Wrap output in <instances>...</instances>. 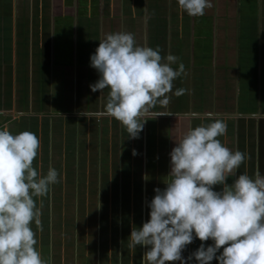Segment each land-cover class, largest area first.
<instances>
[{"label": "crops", "instance_id": "crops-1", "mask_svg": "<svg viewBox=\"0 0 264 264\" xmlns=\"http://www.w3.org/2000/svg\"><path fill=\"white\" fill-rule=\"evenodd\" d=\"M33 1L49 3L47 11L17 9ZM241 1L212 0L205 15L190 17L174 12L173 0H0V128L35 133L41 148L33 166L44 175L52 166L62 176L42 204L37 198L41 224L32 225L51 264H141L147 249L130 248L128 239L132 227L149 219L151 188L160 177L153 158L165 161L174 139L207 123L209 113L227 124L222 143L247 154L237 175L264 174V0H244V9ZM11 3L14 11L5 6ZM116 31L159 46L162 55L174 53V69L185 65L173 92L187 93L169 94L167 106L152 109L138 139H129L115 119L90 115L103 107L101 93L89 87L99 78L90 56L105 33ZM193 112L201 119H191ZM161 170L165 178L170 158ZM131 192L139 197L134 207ZM111 219L122 227L119 241L101 233L100 224ZM200 244L194 240L183 257Z\"/></svg>", "mask_w": 264, "mask_h": 264}, {"label": "clouds", "instance_id": "clouds-1", "mask_svg": "<svg viewBox=\"0 0 264 264\" xmlns=\"http://www.w3.org/2000/svg\"><path fill=\"white\" fill-rule=\"evenodd\" d=\"M181 12L190 17L205 15L212 0H177ZM162 49L137 42L134 33H105L90 67L98 80L89 85L100 92L102 110L96 118L110 117L126 129L129 139H138L157 106H167L170 95L181 96L186 88L173 92L174 81L185 74L179 57L162 55ZM107 90V96H104ZM191 119H201L191 113ZM207 123L189 127L169 153L170 172L154 189L148 204L149 219L132 227L129 247L143 246L141 264H264V174L249 175L238 170L247 154L226 147L219 137L227 124L211 113ZM41 148L39 137L30 131L13 134L0 128V264H51L38 249L32 225L41 224L37 198L47 197L51 186L62 180L49 166L46 175L33 166ZM133 155H137L133 150ZM234 177L231 184L227 181ZM148 182L150 177L144 174ZM221 186L220 190H214ZM198 239L201 244L187 258L182 253ZM212 244L205 246V242Z\"/></svg>", "mask_w": 264, "mask_h": 264}, {"label": "rangeland", "instance_id": "rangeland-1", "mask_svg": "<svg viewBox=\"0 0 264 264\" xmlns=\"http://www.w3.org/2000/svg\"><path fill=\"white\" fill-rule=\"evenodd\" d=\"M175 3H176V5H177V0H173ZM34 3H32V4H24V3H21V4H17V9H18V7H20V6H25L26 7V9L27 10H29L30 11V9L32 8L33 9V11H34V16H37V14L40 12V11H47V8H46V6L47 5H49V3H35V1H33ZM111 3L113 4V1H111ZM251 3V2H250ZM111 4V5H112ZM117 4L118 5H120V2H117ZM174 6L175 8H174V12L175 11H177L178 10V12H180L181 10L178 8V5L177 6ZM242 5V7H243V9L244 8H246V7H249V5H247V4H244V0L243 1H241V3H240V6ZM6 7H8L11 11L13 10L14 11V4L12 5V3H11V5H5ZM165 7H166V5H165ZM250 7H251V5H250ZM117 11H119V10H117ZM245 11H246V9H245ZM250 14H253V15H255V13L257 12V10H256V6L254 7H252V9L250 10ZM249 13V12H248ZM184 14H186V13H184ZM78 31H79V33L81 32L80 31V27H79V29H78ZM189 43H192L191 42V38L189 39ZM176 47L177 46H175V47H173V50H176ZM177 52V51H176ZM173 55H174V53H173ZM166 134V133H165ZM163 143H164V140H163ZM162 149H166V146L165 147H162ZM170 153V152H169ZM169 153H168V156H167V158L165 159V161H163V158L162 159H160V161L158 160L157 161V159L154 157L153 158V162L155 163V164H158V166H156V169H157V167L159 168V169H157V174H158V176L160 175V177H159V180H157L156 182H154V186H153V189L151 188V190H152V197H154V195H155V193H154V189L155 188H157V187H159V188H161V189H163L165 186H163V183H162V181L165 179L164 178V174L163 173H161V169H163L164 170V162L165 163H168V161H169V158H170V155H169ZM153 163V164H154ZM155 168V167H154ZM153 168V169H154ZM129 182V184H132L133 185V183L131 182V181H128ZM151 190H150V188H148L147 189V192H148V200L150 199V192H151ZM129 194H130V192H129ZM137 195V194H136ZM139 200V197L138 196H136V198L134 199V194H133V192H131V195H130V198H129V205L130 206H132V207H134V204L132 205V203L133 202H136V200ZM142 209H143V206H142ZM131 215H134V212H131ZM148 219L146 218V219H144V218H142V224L144 223V222H146ZM125 228V230H126V226L124 227ZM100 230H101V233H102V235H106V237L107 236H109V238H114V239H116V237L118 238V235H119V233L120 232H122V227L121 226H119L118 225V223L117 222H115L114 220H112L111 219V221H109V222H107V220H104L101 224H100ZM132 230V229H131ZM131 230L129 231L130 233H129V235L131 234ZM118 233V234H117ZM118 241H119V238H118Z\"/></svg>", "mask_w": 264, "mask_h": 264}]
</instances>
